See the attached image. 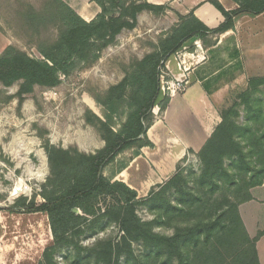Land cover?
Returning a JSON list of instances; mask_svg holds the SVG:
<instances>
[{"label": "trees", "instance_id": "obj_1", "mask_svg": "<svg viewBox=\"0 0 264 264\" xmlns=\"http://www.w3.org/2000/svg\"><path fill=\"white\" fill-rule=\"evenodd\" d=\"M92 1L101 13L90 22L63 0H46L43 11L19 3V16L38 38L36 46L42 59L12 45L5 48L0 55V87L19 88L14 95L0 91V106L17 100L20 111L37 87H59L62 77L94 65L122 31L136 28L139 15H158L166 10L143 0ZM232 1L238 4L233 11L211 1L225 18L216 29H209L193 14L179 16L180 23L151 53L128 67L123 80L103 93L88 91L103 109V118L89 109L85 113L86 124L102 136L101 149L86 153L45 141L50 172L38 193L43 203L37 202V196L20 197L7 209L47 215L53 242L39 264H58L57 255L65 248H72L80 263L118 264L121 259L135 258L134 244L141 245L145 258H161V264H188L196 256H203L209 264H261L256 243L264 231L250 238L239 208L253 200L252 189L264 184V77L251 79L233 104L221 111V123L197 154L199 175L186 177L179 165L178 172L164 185L153 188L146 199H138L137 192L125 183L113 181L129 159L105 175V169L121 154L132 151L136 156L142 148L154 147L147 132L155 120L153 110L159 107L163 112L170 101L169 96L162 97L161 69L171 56L190 39L206 42L209 35L234 29L242 15L264 14V0ZM48 26L56 34L46 38L42 29ZM231 189L234 191L229 195ZM140 205L153 213L151 221L138 216ZM105 222L118 225L122 235L118 240L98 241L84 253L77 238L88 231H104ZM162 226L173 229L172 234L155 231ZM223 252H229L230 259L224 258Z\"/></svg>", "mask_w": 264, "mask_h": 264}, {"label": "rangeland", "instance_id": "obj_2", "mask_svg": "<svg viewBox=\"0 0 264 264\" xmlns=\"http://www.w3.org/2000/svg\"><path fill=\"white\" fill-rule=\"evenodd\" d=\"M45 1L0 0V55L6 47L12 45L33 58L42 59L36 46V43L39 42L38 38H34L33 34L23 25L18 12L19 3L30 4L35 9L43 11ZM178 23H180V18L177 12L170 7H166V10L158 15L144 12L138 16L136 28L122 31L115 43L106 48L100 59L91 67L75 72L69 77H62V84L59 87L53 89L37 87L20 111L17 108V100L1 104L0 211L11 219L14 216L10 226L16 225V228L13 226L8 227L9 229L5 228L4 241L19 243V248L16 247L15 252H21L23 264H39L44 250L53 242L46 214H25L20 209L7 210L20 197L31 199L37 196V202L43 203L38 193L50 172L44 149L45 141H50L51 144L65 149L74 146L80 151L94 153L91 151L99 148L103 140L97 129L86 124L85 113L89 109L103 118V109L94 102L88 91L92 89L95 92L103 93L123 80L128 67L151 53L159 45L164 35L170 33ZM42 33L48 38L56 34V30L48 26L42 29ZM190 50L189 44H184L183 48L174 53L161 69L162 97L170 96L169 83H176L177 74H184L185 68L189 69L187 65L194 63L193 58L191 60L185 58V53ZM179 64L182 65V71L179 70ZM182 79L184 78L182 77ZM18 88V85L8 89L0 87V91L4 95H14ZM174 88L177 89V86ZM234 97L228 102V106L233 104ZM2 99L3 95L0 94V100ZM262 99H264L263 96ZM131 154L132 151L121 154L116 163L105 169V174L109 176L116 171L119 164L125 162ZM183 172L186 177L199 175L201 173L199 159L186 163ZM18 185L25 189L20 187L21 192L15 193ZM233 191L231 189L227 193L232 195ZM254 195L264 199V188L257 189ZM246 212L250 214L246 215ZM137 214L143 221H151L154 218L153 213L145 205L137 207ZM243 214L252 235L257 227L255 222L264 225V203L249 204L243 209ZM19 218L21 222H19ZM103 227L104 231H95L94 233L88 231L85 235L77 238L84 253L98 241L111 237L118 240L122 235L116 224L105 222ZM155 231L171 235L173 229L162 226L155 228ZM133 248L135 258L121 259L118 264H161V258H145L146 255L141 245L134 244ZM223 253L224 258L230 259L229 252ZM74 255L72 248H65L57 255V263L93 264L87 261L77 262ZM209 263L204 260L203 256H196V259L190 260L188 264ZM227 263L226 261L218 264Z\"/></svg>", "mask_w": 264, "mask_h": 264}, {"label": "crops", "instance_id": "obj_3", "mask_svg": "<svg viewBox=\"0 0 264 264\" xmlns=\"http://www.w3.org/2000/svg\"><path fill=\"white\" fill-rule=\"evenodd\" d=\"M63 1L86 22L94 20L101 13V8L92 0ZM143 1L170 7L178 16L193 14L209 29H216L225 21L222 13L211 3L212 0ZM216 1L226 11L238 8V4L232 0ZM206 40L214 44L197 39L186 42L191 50L185 53V58H193L194 63L187 65L189 69L185 68L184 74H177L176 81L185 83L169 96L166 109L163 112L159 107L153 110L155 120L147 136L154 147H144L136 156L131 154L126 168L117 172L113 180L123 182L136 191L138 199L148 198L153 188L169 181L178 172L179 165L184 168L186 163L197 159V154L221 123L220 114L229 105L228 102L237 93L245 91L251 79L264 77V14L255 17L242 15L236 19L234 29L219 36L209 35ZM181 67L179 64L180 71L183 70ZM103 146L104 141L96 150ZM260 188H264V184L252 189L253 200L239 208L252 239L264 231V225L255 222L257 227L252 235L243 209L253 202L264 203V199L254 195ZM249 214L246 212V215ZM14 218L6 217L0 211V264H23L21 252H15L19 243L4 241L5 228H16L15 224L10 226ZM256 249L259 262L264 264V235L258 239Z\"/></svg>", "mask_w": 264, "mask_h": 264}, {"label": "built area", "instance_id": "obj_4", "mask_svg": "<svg viewBox=\"0 0 264 264\" xmlns=\"http://www.w3.org/2000/svg\"><path fill=\"white\" fill-rule=\"evenodd\" d=\"M185 83V81H177L176 83L172 82V83H169L170 85L168 86V90H170V95L172 93H174L177 89H181L183 84ZM177 86V89H175L174 87Z\"/></svg>", "mask_w": 264, "mask_h": 264}, {"label": "water", "instance_id": "obj_5", "mask_svg": "<svg viewBox=\"0 0 264 264\" xmlns=\"http://www.w3.org/2000/svg\"><path fill=\"white\" fill-rule=\"evenodd\" d=\"M19 192H21V190L19 188H17L16 191H15V193H19ZM73 211L75 213H78V214L80 213V211L78 209H74Z\"/></svg>", "mask_w": 264, "mask_h": 264}, {"label": "bare ground", "instance_id": "obj_6", "mask_svg": "<svg viewBox=\"0 0 264 264\" xmlns=\"http://www.w3.org/2000/svg\"><path fill=\"white\" fill-rule=\"evenodd\" d=\"M91 108H93L92 105H91ZM20 187H21L23 190L25 189V188H23V186H21V185H18V186H17V188H19L20 190H22ZM17 188H16V189H17ZM16 189H15V191H16Z\"/></svg>", "mask_w": 264, "mask_h": 264}]
</instances>
